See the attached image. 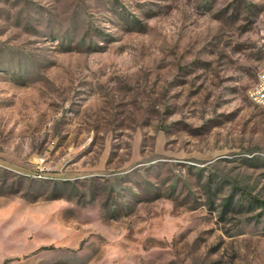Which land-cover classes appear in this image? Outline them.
I'll use <instances>...</instances> for the list:
<instances>
[{
  "label": "rangeland",
  "instance_id": "374dc122",
  "mask_svg": "<svg viewBox=\"0 0 264 264\" xmlns=\"http://www.w3.org/2000/svg\"><path fill=\"white\" fill-rule=\"evenodd\" d=\"M264 0H0V264H264Z\"/></svg>",
  "mask_w": 264,
  "mask_h": 264
},
{
  "label": "built area",
  "instance_id": "2783aa9c",
  "mask_svg": "<svg viewBox=\"0 0 264 264\" xmlns=\"http://www.w3.org/2000/svg\"><path fill=\"white\" fill-rule=\"evenodd\" d=\"M248 96L254 103L264 105V71L260 73L256 83L249 88Z\"/></svg>",
  "mask_w": 264,
  "mask_h": 264
}]
</instances>
